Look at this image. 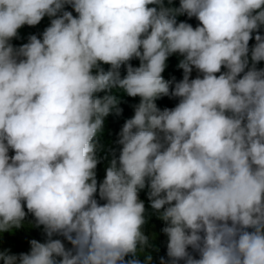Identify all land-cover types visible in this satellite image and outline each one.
<instances>
[{
    "label": "clouds",
    "instance_id": "9594fccd",
    "mask_svg": "<svg viewBox=\"0 0 264 264\" xmlns=\"http://www.w3.org/2000/svg\"><path fill=\"white\" fill-rule=\"evenodd\" d=\"M0 264H264V0H0Z\"/></svg>",
    "mask_w": 264,
    "mask_h": 264
},
{
    "label": "trees",
    "instance_id": "16d2710c",
    "mask_svg": "<svg viewBox=\"0 0 264 264\" xmlns=\"http://www.w3.org/2000/svg\"><path fill=\"white\" fill-rule=\"evenodd\" d=\"M125 69V72H126V68H124Z\"/></svg>",
    "mask_w": 264,
    "mask_h": 264
}]
</instances>
